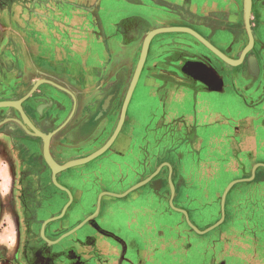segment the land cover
<instances>
[{"label": "crops", "instance_id": "crops-1", "mask_svg": "<svg viewBox=\"0 0 264 264\" xmlns=\"http://www.w3.org/2000/svg\"><path fill=\"white\" fill-rule=\"evenodd\" d=\"M61 2L67 12L56 15L50 10L56 6L51 0H0V102H14L0 109H12L15 121H19L15 105L31 95L41 71L61 81L56 83L59 88L67 91L72 86L67 57L74 53L41 45L40 21L48 25L45 39L57 30L70 45L88 37L105 39L110 49L105 70L113 74L133 67L146 35L157 28L189 27L230 59H238L249 41L245 0ZM57 18L65 27L54 30L50 25ZM249 23L253 44L236 64L221 59L187 31H160L149 40L117 138L119 144L133 143L138 151L150 146L149 173L133 185L142 207L151 205L152 199L157 205L150 212L145 209V214H159L163 224L156 256L145 246L143 256H133L135 263L185 264L190 243L185 245L179 233L186 227L204 234L225 224L219 239L210 241L214 249L208 263L226 264L229 256L238 264H264V0H251ZM81 78L86 79L76 77ZM136 88L146 90L143 102L134 95ZM66 121L58 133L67 131ZM2 140L0 131V144H8ZM186 216L204 232L194 230ZM89 230L73 231L76 236L70 242ZM174 232L177 237L171 239L168 234ZM136 245L127 249L137 252ZM109 247L111 255L87 256V264H116L124 247L116 242ZM177 251L180 259L173 256Z\"/></svg>", "mask_w": 264, "mask_h": 264}, {"label": "flooded vegetation", "instance_id": "flooded-vegetation-1", "mask_svg": "<svg viewBox=\"0 0 264 264\" xmlns=\"http://www.w3.org/2000/svg\"><path fill=\"white\" fill-rule=\"evenodd\" d=\"M59 20L56 19L55 25L50 27L54 30L61 28L58 24L62 21ZM39 25L40 35L46 38L48 35L45 30L48 25L41 21ZM57 33L64 34L53 31L51 38ZM67 43L70 44L71 41L67 40ZM25 51L29 52V48ZM115 74L118 77V72ZM67 76H70L68 72ZM59 82L40 75L31 95L15 105L19 121L12 119V109H0L2 141L8 142L0 144V151L5 146L0 152V218L7 211L6 208L12 213L18 211L21 216H30L31 220L34 215H47L53 221L44 225L48 231H51L54 221L59 220L61 229L53 238L67 232L68 250L73 242H70L71 238L76 236L70 231L89 216L92 219L86 220L74 233L91 229L89 231L111 235L109 232L112 227H120L121 231H133L130 224L113 223L110 226L93 224L92 221H99L102 217L133 215L137 204L144 215L145 209L147 213V207H141V198L135 194L133 184L146 175L144 173L150 165L151 154L148 145L138 151L133 143L119 144L117 139L123 127V119L120 123L123 106L126 103L124 116L130 106V97L120 95L124 81L115 78L104 81L101 77L91 85L97 88L99 95L79 98L73 96L68 89L66 91V88L62 90L57 87L56 83L59 85ZM80 83L81 79L73 81L74 85ZM54 94H61L65 99L57 98ZM60 112H64L62 120ZM65 121L67 131L60 134L58 128ZM31 140L35 144H31ZM98 151L97 155L82 163H71ZM111 236L110 239L102 240V248H108L116 242L125 251L134 243V239L126 242L121 236ZM65 238H61L53 246L66 242ZM88 238L84 236L81 240L89 245L93 240ZM57 257L53 255L50 263H56ZM116 258V264H140L135 263L132 256L120 254ZM79 259L82 262L79 260L72 263L68 258L67 264H87V257ZM37 262L40 264L44 261ZM149 263L145 261L141 264Z\"/></svg>", "mask_w": 264, "mask_h": 264}, {"label": "rangeland", "instance_id": "rangeland-1", "mask_svg": "<svg viewBox=\"0 0 264 264\" xmlns=\"http://www.w3.org/2000/svg\"><path fill=\"white\" fill-rule=\"evenodd\" d=\"M55 7L50 8L52 12H56V15L62 13L63 11L67 12V5H64L61 0H51ZM67 1V0H66ZM144 1V0H141ZM58 19V18H57ZM59 22V21H58ZM57 22V23H58ZM59 27L63 28L65 25L63 23L58 24ZM67 26V25H66ZM57 27V28H59ZM57 32H59L57 30ZM59 35V36H58ZM87 36V35H85ZM84 36V37H85ZM59 37V38H58ZM61 33H57L54 38L45 39L43 35H40V43L41 45H45V47H52V48H60V49H71L72 53H76L81 51L83 54L79 56L77 53L74 55H69L67 58L69 59V66L67 72L70 76H67L68 81L71 83L72 86H68L67 89L72 92L73 96H80L87 97V96H96L99 95L97 92V88H93V81L100 80L103 77V80L112 81L114 78L119 79L125 82L123 83V87L121 88L120 95H127V91L129 89L130 83L132 81L135 69L137 67V63L140 57V51L135 56V62L133 67H127L128 72H118L117 75L110 71L105 70V65L110 58V49L107 47V41L104 40H91L88 36V39L82 41V44H67V38ZM55 46V47H53ZM141 47V46H140ZM101 50L103 51V55L101 54ZM106 51L109 54H106ZM77 58H81L82 62H78ZM84 60H86L84 62ZM87 62V63H86ZM74 68H77L74 69ZM80 71H79V70ZM41 77H46L50 80L59 82L55 78L49 76V73L46 71L40 72ZM77 75H83L86 79L82 80L81 83L78 85H74L73 81L76 79ZM116 75V77H115ZM142 77V76H141ZM60 83V82H59ZM42 84V83H41ZM62 89V88H61ZM63 90V89H62ZM134 95L137 97H141V99L137 98L139 102H143L146 95V90L144 88H136ZM80 101V100H79ZM261 156V155H260ZM84 158L73 160L71 163L78 164L82 163ZM146 173H149L147 169ZM148 184V183H147ZM145 186H149V185ZM142 186L141 188L145 187ZM5 202V201H4ZM147 211L150 212L157 208V205L154 202V199L151 201V205H147ZM137 210L133 215H117L111 216L109 218L102 217L99 218V222L92 221L93 224H103V225H114L113 223H117L116 225H124L130 224L132 225L131 232L128 231H110L111 235L121 236L126 242H130L131 239H134V244L137 243L138 250L137 252L132 247V249H125L121 253L123 256H134L135 254H140L141 256L144 255V247L146 246L147 250H152L153 257L155 255V246L159 245L160 237L159 233L162 229V219L159 214H143L139 208L140 205H136ZM142 207V205H141ZM58 209V208H57ZM7 211H4L1 218H0V264H37V261H44L40 264H67V259L69 258L71 262L79 261L80 257H87L92 255H111L112 252L110 250L111 247L102 248V240L110 239L111 235H104L99 234L98 231H89L86 234L88 239H92L93 242L89 245L86 242H82L83 238L78 239L74 242L72 240L71 246H68L67 250V232L62 234L61 236L57 237L56 239L53 238L54 234H58L60 232V225L61 221L56 220L54 221L51 231L44 228L45 224L53 223L52 217H48L47 215H43L40 217L34 215V219L31 220L30 216H21L20 212H10L8 208ZM139 210V211H138ZM92 217H86L83 219L79 224H77L74 228L79 225H82L86 222V220ZM114 220V221H113ZM236 219L234 218L233 223L235 224ZM33 222V224H30ZM198 224H202L200 221H195ZM112 224V225H111ZM225 224H222L219 228L212 229L204 234H197L193 231L188 230L185 227V231L183 233H179L181 235L178 236L180 239H185L184 243L186 245V241L190 243V247L187 248L188 253L184 255V262L185 264H209L207 261L208 254L213 252V245H211L210 241L219 239V229H223ZM113 229V227L111 228ZM135 230V231H134ZM146 230V232H145ZM187 230V231H186ZM70 233V232H69ZM170 238L173 239L177 237L175 234H168ZM175 235V236H174ZM65 238L66 242L62 243L61 245L53 246L55 242H58L61 238ZM74 237V236H73ZM169 238V240H170ZM55 239V240H54ZM79 242V243H78ZM211 246H210V245ZM136 245V246H137ZM109 250V251H108ZM179 250V249H178ZM88 253H83V252ZM178 252V251H177ZM226 252V251H225ZM228 253V252H226ZM53 255H57L56 263H50L53 261ZM173 256H177L179 258V252L174 254ZM56 258V257H55ZM180 259V258H179ZM178 259V260H179ZM48 261V262H45ZM180 261V260H179ZM79 262H82L80 260ZM156 262V261H152ZM77 264V263H75ZM86 264V263H85ZM158 264V263H153ZM226 264H238L234 262V259L229 256L226 257Z\"/></svg>", "mask_w": 264, "mask_h": 264}, {"label": "water", "instance_id": "water-1", "mask_svg": "<svg viewBox=\"0 0 264 264\" xmlns=\"http://www.w3.org/2000/svg\"><path fill=\"white\" fill-rule=\"evenodd\" d=\"M250 4H251V0H245V6H244V11H243V16H244V24H245V28H246V31H247V35H248V43L246 45V47L243 49L242 53H241V56L238 58V59H230L229 57H227L223 52H221L219 49H217L215 46H213L208 40H206L205 38H203L200 34H198L196 31H194L193 29L189 28V27H164V28H157V29H153L151 30L145 37L144 39V42H143V45H142V49H141V52H140V57H139V60H138V63H137V67L135 69V72H134V75H133V78H132V81L130 83V86H129V89L127 91V95L126 97L129 98L131 96V93L134 89V86H135V83L137 81V78L140 74V71H141V68H142V65L145 61V57H146V54H147V49H148V45H149V40L150 38L157 32H160V31H175V30H183V31H187L189 33H191L192 35H194L198 40H200L201 42H203L205 45H207L216 55H218L221 59L229 62V63H232V64H236V63H239L244 54L250 49V47L252 46L253 44V34H252V31H251V27H250V23H249V11H250ZM6 105H14L11 101H7V102H0V106H6ZM125 108H126V103L124 104L123 106V109H122V115H121V118H120V123L122 122V119H123V116H124V113H125ZM120 123L117 127V131L120 127ZM116 131V132H117ZM115 132V134H116ZM114 137V136H113ZM100 151L88 156L87 158H85L84 160H88L90 158H92L93 156L97 155ZM82 160V161H84ZM73 164V163H72ZM91 219V218H89ZM186 221L187 223L196 231L198 232H204V231H199L195 226L192 225V223L189 221L188 217L186 216ZM81 225L77 226L76 228H73L70 232H73L75 231L76 229H78ZM207 230V229H206ZM205 230V231H206Z\"/></svg>", "mask_w": 264, "mask_h": 264}]
</instances>
